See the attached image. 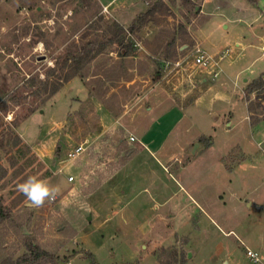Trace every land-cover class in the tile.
<instances>
[{
  "label": "rangeland",
  "instance_id": "obj_1",
  "mask_svg": "<svg viewBox=\"0 0 264 264\" xmlns=\"http://www.w3.org/2000/svg\"><path fill=\"white\" fill-rule=\"evenodd\" d=\"M107 1L0 0V141L10 139L0 148V165L7 171L0 179L5 213L0 264L22 256L29 244L57 257L58 264H173L175 259L264 264V102L252 116L248 112L250 124L245 119V105L256 107V99L264 97L263 90L246 94L247 85L264 74V0H206L202 15L203 0L187 5L183 0H118L106 10L101 2ZM148 9L152 15L130 35L131 56L120 58L117 46H104L81 77L64 83L45 102L30 96L18 106L3 103L11 94L32 91L25 81L32 75L44 79L69 47L102 41L108 25L128 28ZM201 41L211 56L217 46L227 48L224 73L208 81L210 90L199 82L205 74L192 61ZM67 70L56 71L49 81ZM188 74L197 76L195 83H185ZM192 85L195 92L185 95L186 116L178 125L157 127L163 134L168 129L160 140L165 157H172L158 159L169 171L146 174L148 164L130 132L139 138L151 127L159 110L150 113L146 106L154 97L164 95L167 110L166 94L177 101L175 87ZM196 96L199 104L189 103ZM174 118L172 113L167 121ZM196 136L202 139V153L192 154L196 143L189 151L181 149ZM16 137L20 144L13 148ZM78 146L82 150L74 158ZM240 150L253 161L227 171L221 159L229 167L243 159ZM29 176L58 188L56 199L28 207L17 185ZM69 176L75 180L67 182ZM127 182L133 185L127 198L150 183L148 191L159 204L183 185L201 210L182 192L148 209L147 196L138 193L127 208L136 217L118 215L111 210L109 191ZM248 250L258 261L247 256Z\"/></svg>",
  "mask_w": 264,
  "mask_h": 264
},
{
  "label": "crops",
  "instance_id": "obj_2",
  "mask_svg": "<svg viewBox=\"0 0 264 264\" xmlns=\"http://www.w3.org/2000/svg\"><path fill=\"white\" fill-rule=\"evenodd\" d=\"M116 1H118V0H108L107 2H101V5H102L103 8H106V10H107ZM205 2H206V0H203V2L201 4V9H200V12H199L200 15H202L204 13V9H205L204 8V3ZM223 28L227 29V25H223ZM237 39H238V37H235L234 40L237 42ZM236 42H235V46L236 47H241L240 42H237V43ZM197 45L201 46L202 49H204L209 54H211L210 51L207 50L208 45L205 44L204 41H201V43H199ZM263 48H264V46L261 47V49H263ZM215 49H216V51H215L214 54H215L216 58L217 59H219V58L221 59L220 60V66H221V71H222L221 73H224L223 66H222L221 63H222V60L225 59L224 55H225V52L227 51L226 50L227 48L225 46H222L221 48H220V46H217ZM212 71H214V69H201V72H203L205 75H203V77L200 78L199 82L202 85L206 86V88L208 87V81L210 79L211 80L215 79L213 77V75H212ZM262 72H264V71H262ZM220 74L218 75V77L220 76ZM195 76H196L195 74H188L186 79L184 80L185 83L186 84L187 83L191 84L192 82L195 83V81H196ZM210 77H212V78H210ZM245 81H248V80L247 79H243V82H245ZM235 85H236V83H235ZM204 86H202V87H204ZM194 88H195V85H192L191 88L188 89V90L187 89L185 90L184 87L179 89L178 86H176L175 90L181 97L177 101H176V99L174 100V99H172L171 96L166 94V97L170 100L169 101L170 104L167 105V108H166L167 110L164 109V103H163V98L165 96L164 95H159V96L157 95V97L161 98L160 100H158L159 98L154 97L153 103H150L149 105L146 106V111L150 112V113L153 112L154 110H159L157 112V115L152 117L154 119L152 124H151L152 128L150 127L149 129H146L145 131H143L139 138L136 137L133 132H130V134L134 136V138L136 139L137 143L140 145V148H141L140 149V155L141 156L144 155L143 157H144V159H146V162L148 164L147 168L144 169L146 174L151 175V174H153L154 171L156 173L160 172V171H163V172L169 171V167L166 164H163L158 159V157H162L163 159H165V161H169V159H171V157H172V156L165 157L166 153L164 152L163 147L161 145L162 144V140H160L161 138L165 137V134L167 133L168 129H166L164 134L162 132L164 129L161 130L160 131V133L162 134L161 135L157 131V127L160 125L159 123H163L165 125H167L169 123L167 126H169V125L170 126L178 125V123L183 119V117L186 116V114L184 112H185L186 103H188V102L185 101V95L188 94V93L195 92V91H193V90H195ZM207 90H210V88H207ZM198 95H199V93H198ZM199 100H200V97L196 96V97H194L193 101L190 100L189 103L198 105L199 104ZM245 108H246L245 119L250 124L249 114H248L246 105H245ZM162 109H164V110H162ZM172 113H175L176 118L172 119L171 122H168L167 120H170V116L172 115ZM251 130H252V128H251ZM251 130H250V132H251ZM199 140H202V139L201 138L199 139L198 136H196L193 140H191V142H189V144L185 145V147L181 146V149H183L184 151H186V149H187L189 151L192 148L193 144L196 143V147H195V149H193L192 154L196 155L198 151H200L202 153L204 150H201V145H200V141ZM203 140H205V139H203ZM206 140H207V143L211 144V139H206ZM212 144H213V142H212ZM175 146L176 147H180L179 144H175ZM235 150H239L238 147L235 148ZM244 152L245 151H243V150L240 152V154H242L243 159L240 160V161H235L234 164L230 165L229 167L226 165V163H225L226 160L224 159V157L221 159V164L224 165V167L226 168L227 171L231 172V171H233V169L237 168V166H240L241 164H243V163H245L247 161H250V160L253 161V159H251V156L246 154V153H244ZM232 153H233V151L231 152L230 155H232ZM230 155H228V156H230ZM174 160H175V158H174ZM136 178L139 179V177H136ZM134 183H135V180H134ZM149 184L147 186H142V189L138 190L136 193L135 192H131L132 194L130 195V197L128 196V198L126 197V194H129L130 191H132V189H133V185L132 184H128V182L127 183L118 184L116 187L113 188V193L111 191H109V189H107L110 192V197L112 199V201H111L112 202V209L111 210L113 212H118V215L120 213H121L120 215L131 214L132 215L131 218H135L136 217V213L133 212L132 210L128 211L127 208L131 205V203L134 201V199L138 197L137 196L138 193L139 194L143 193V194H145L147 196L146 201L149 204L148 209H153L154 208L156 210L158 205L162 206L163 204L167 203V201H172L175 198H177V193L178 192H182L183 194H185L186 198L188 199V204H191L194 207H196L197 209L201 210L200 204L188 192V190L185 189V187H183V185H179L178 184L177 185L178 186V190L175 191L167 200H165V201H163L162 203L159 204L157 202V200H155V197L152 194H150V192L148 191L149 190V188H148ZM150 186H152V185H150ZM125 198H127V200H125ZM117 206H122V207H126V208H125L124 211H123V208L117 211L115 209V207H117ZM174 207L175 206H171L170 217H174L175 216ZM107 218L110 219L111 215L108 214Z\"/></svg>",
  "mask_w": 264,
  "mask_h": 264
},
{
  "label": "trees",
  "instance_id": "obj_3",
  "mask_svg": "<svg viewBox=\"0 0 264 264\" xmlns=\"http://www.w3.org/2000/svg\"><path fill=\"white\" fill-rule=\"evenodd\" d=\"M248 1L256 4L258 0ZM192 2L193 0H183L185 5L192 4ZM152 11L153 9H148L144 13L139 14L128 28H125L123 25L118 23H111L107 26L106 38L102 41L96 39L94 41L85 43V45H82L78 49L76 46L69 47L61 61L58 60L56 65L48 70L44 79H40L39 75H32L25 81L24 85H27L29 89L34 88L32 91H29V93L27 92L28 94L26 96L20 94L17 95L16 93L15 95L11 94V96L5 99L3 103H6L9 100L12 102V104L18 106L24 103V100L30 96L38 97L40 99V103L45 102L46 99L58 92L64 83L76 76L81 77V72L84 67L89 63L96 53L103 49L104 46H117L119 48L117 53L120 58L131 56L135 51V43L131 39L130 35L137 32L140 26L147 22L148 18L152 15ZM66 68L69 69L67 70V73H65L63 76H61V74L57 75L55 80L49 81L51 76L54 77L56 71L60 70V73H63ZM261 90L264 91V74L247 85L246 94L250 95ZM256 100L258 101L256 107L250 106L247 108L251 116L253 110L259 107L262 102H264V97H259ZM3 111H7V107H4ZM252 124L254 125V123ZM10 134H13V132L7 133L8 136ZM16 139L17 141L13 142V148H16V146H19L20 144V141L17 137ZM4 140L5 136L0 141V148H4L6 145L10 144V139L6 144H4ZM16 152L20 153L17 155L18 157H21V154H23V152L20 151ZM13 164L15 163L13 162ZM6 173V169L0 165V179H3ZM3 219H5V213L0 199V221ZM26 250L27 252L22 256L16 258L15 260H5L2 264H58L59 259L57 257L40 249L36 245H26ZM173 264H182V262H178V260L175 259Z\"/></svg>",
  "mask_w": 264,
  "mask_h": 264
},
{
  "label": "clouds",
  "instance_id": "obj_4",
  "mask_svg": "<svg viewBox=\"0 0 264 264\" xmlns=\"http://www.w3.org/2000/svg\"><path fill=\"white\" fill-rule=\"evenodd\" d=\"M17 190L24 195L28 207H42L46 201H53L59 189L36 176H29L17 185Z\"/></svg>",
  "mask_w": 264,
  "mask_h": 264
},
{
  "label": "built area",
  "instance_id": "obj_5",
  "mask_svg": "<svg viewBox=\"0 0 264 264\" xmlns=\"http://www.w3.org/2000/svg\"><path fill=\"white\" fill-rule=\"evenodd\" d=\"M193 57V65L198 67L199 69H214L212 71V75L214 78L218 77V75L222 72L221 66H220V58L217 59L216 56H211L207 51L200 48V46H197L194 51L192 52ZM180 62L176 63V66H179ZM130 140H134L133 137H130ZM82 150V146H78L76 150L74 151V158L79 153V151ZM77 153V154H76ZM73 157V153L69 154L68 157ZM75 180L73 176H69L66 178L67 182H72ZM247 256L253 260L254 262L258 261V255L254 252H251L248 250L246 252Z\"/></svg>",
  "mask_w": 264,
  "mask_h": 264
},
{
  "label": "water",
  "instance_id": "obj_6",
  "mask_svg": "<svg viewBox=\"0 0 264 264\" xmlns=\"http://www.w3.org/2000/svg\"><path fill=\"white\" fill-rule=\"evenodd\" d=\"M74 105H76V104H74Z\"/></svg>",
  "mask_w": 264,
  "mask_h": 264
}]
</instances>
